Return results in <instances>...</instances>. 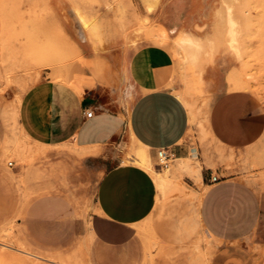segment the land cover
I'll list each match as a JSON object with an SVG mask.
<instances>
[{
    "label": "rangeland",
    "instance_id": "1",
    "mask_svg": "<svg viewBox=\"0 0 264 264\" xmlns=\"http://www.w3.org/2000/svg\"><path fill=\"white\" fill-rule=\"evenodd\" d=\"M144 1L0 0V264H103L101 248L88 230L95 181L83 171L82 163L73 156L76 150L68 143H35L18 122L24 104L35 112L39 106L42 116L45 98L52 97L61 105L73 101L83 87L94 86L95 72L98 78L113 82L116 92L125 88L123 64L85 59L77 47L81 40L100 53L113 48L137 49L144 41L164 50L172 65L169 86L188 113L187 102L193 108L185 158L200 166L201 179L176 170L175 156L167 167L157 166V156L151 157L159 173L171 169L170 184L156 187L154 208L137 226L135 254L124 248L121 264H210L221 251L220 243L201 228L199 197L211 177L231 173L234 154L210 131L213 98L199 75L218 51L230 48L221 27L211 38L202 39L213 45L211 52L206 47L196 67L181 65L175 39H161L162 27L140 11L139 2ZM221 2L231 7L240 33L237 59L241 67L229 80L241 78L264 107V0ZM146 7L151 11L150 3ZM224 10L220 15L223 26ZM140 84L143 90L151 88L144 80ZM129 147L136 145L124 137L113 156L139 166ZM237 160L241 166L238 176L264 194V143L244 157L238 155ZM210 170L213 175L207 174ZM240 247L242 250L226 256L225 264H264V246L256 244V237L246 239Z\"/></svg>",
    "mask_w": 264,
    "mask_h": 264
},
{
    "label": "crops",
    "instance_id": "2",
    "mask_svg": "<svg viewBox=\"0 0 264 264\" xmlns=\"http://www.w3.org/2000/svg\"><path fill=\"white\" fill-rule=\"evenodd\" d=\"M221 1L153 0L139 2L138 6L164 28L169 39L181 32L205 39L223 28ZM149 3L151 11H147ZM77 47L85 59L123 64L125 88L118 93L113 82L100 79L96 72L83 67L95 76L94 86L83 87L73 101L64 105L52 97L45 98L42 116L39 106L35 112L24 104L19 109L18 122L35 143H68L76 150L73 156L95 181L89 233L101 248L103 264H121L120 252L124 248L135 254L137 226L154 208L156 185L145 169L117 160L113 156L115 146L126 137L136 146H145L152 158L156 159L159 149H168L176 159L185 158L189 152L185 137L190 112L169 86L172 65L164 50L145 41L137 49L129 47L125 52L122 48L95 52L85 40L79 41ZM236 57L231 50H220L201 72L203 88L213 98L210 131L234 154L231 173L214 182L209 180L199 201L201 228L221 245L210 264H225L226 256L242 250L240 246L252 236L258 246H264V194L238 176L241 166L237 160L238 155L244 157L250 149L263 145L264 107L241 78L229 81L230 75L241 67V60ZM142 80L151 88L141 89ZM88 111L92 112L90 117L86 116ZM128 150L131 153L132 147ZM207 174L213 175L211 170Z\"/></svg>",
    "mask_w": 264,
    "mask_h": 264
},
{
    "label": "bare ground",
    "instance_id": "3",
    "mask_svg": "<svg viewBox=\"0 0 264 264\" xmlns=\"http://www.w3.org/2000/svg\"><path fill=\"white\" fill-rule=\"evenodd\" d=\"M145 2H146V0H145ZM224 8H225V10H224L225 14H224V18H223L224 20L222 19V21L224 22L223 28H225V32H224V35L226 37L225 42H226V45L232 51V53L234 52L235 56L240 57L241 51H240V47H239L240 33L238 30L239 29L238 21L234 18L230 6H225ZM222 25H223V23H222ZM159 36H161V39H163L167 36L166 31L164 30L163 27L161 28V32H159ZM209 41L206 43L201 38L195 37L194 35L189 34L187 32H182L180 35H178V37L175 38V40H174V46H175L176 54L179 55V58L181 57V60H182L181 65L190 64V65H195V67H196V64L199 63V59L201 58V54L203 55V53L206 52V47L207 48L209 47V49H208V51H209L211 46L213 45ZM172 46H173V44H172ZM210 52H211V50H210ZM199 76H201V75H199ZM199 76H198V78H199ZM231 80H232V78H231ZM230 82H233V80ZM251 86H252V84H251ZM254 87H255V85H254ZM187 105L189 108L191 118H193L192 117L193 116L192 105L188 102H187ZM208 105H209V103H208ZM193 107H195V106H193ZM204 109L207 112V108L205 107ZM206 112H204V113H206ZM207 113H209V112H207ZM206 117H207V115H206ZM205 125H206V123H205ZM206 127H207V125H206ZM130 154L133 156L135 162L141 168L145 169L146 171H148L151 174L157 188L163 189L170 184L171 177L169 178L168 173L170 172L171 169H169L168 171L166 170L164 173H159L158 171H156L153 168V165L151 162V156L148 154L147 148L145 146L137 143L136 148L132 147V151ZM175 168H176V170H179L180 172L187 173L193 179H198V180L201 179L200 166L197 163L191 162L190 158L189 159L188 158L176 159ZM174 172L175 171L171 172L170 175H172ZM176 173H177V171H176ZM202 194L203 193L200 194L199 199H201ZM26 203H27V201H26ZM24 258H26V257H24ZM208 262H209V260H208ZM30 263H31V261H30Z\"/></svg>",
    "mask_w": 264,
    "mask_h": 264
},
{
    "label": "built area",
    "instance_id": "4",
    "mask_svg": "<svg viewBox=\"0 0 264 264\" xmlns=\"http://www.w3.org/2000/svg\"><path fill=\"white\" fill-rule=\"evenodd\" d=\"M92 115L91 111H88L86 113L87 117H90ZM156 156H157V166L160 167H167L168 163L170 161V159L174 156L173 153L171 151H169L168 149H159L156 152ZM9 165H12V163H9ZM218 178L216 176L211 177V181H217Z\"/></svg>",
    "mask_w": 264,
    "mask_h": 264
}]
</instances>
